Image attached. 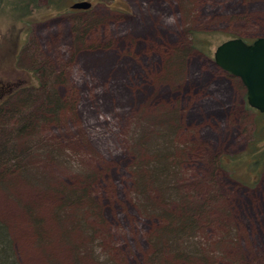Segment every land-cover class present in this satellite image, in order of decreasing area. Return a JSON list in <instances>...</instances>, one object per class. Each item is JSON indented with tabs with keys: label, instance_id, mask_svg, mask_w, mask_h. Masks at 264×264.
<instances>
[{
	"label": "rangeland",
	"instance_id": "1",
	"mask_svg": "<svg viewBox=\"0 0 264 264\" xmlns=\"http://www.w3.org/2000/svg\"><path fill=\"white\" fill-rule=\"evenodd\" d=\"M81 1L90 2V10L72 12L70 6ZM61 4L57 15L39 0L36 11L29 6L35 21L27 24L0 13V86L17 78L30 84L26 73L36 70L51 77L49 88L65 104L56 120L37 123L42 89H28L24 93L33 100L21 114L0 115V154L11 150L15 157L10 167L7 161L2 167L10 173L0 180V218L10 226L20 264H95L94 256L103 250L117 264H166L174 241L165 240L156 260L152 257V238L165 227L163 217L202 204H209V217L197 222L188 242L197 243L208 261L178 264H264V164L255 172L252 159L242 161L264 120L246 109L239 79L213 60L227 40L264 37V0ZM79 22L87 35L76 46L72 30ZM192 31L215 35L209 56L192 48ZM171 61L175 69L169 68ZM27 116L38 125L18 134ZM161 125L173 131L162 144ZM161 152L174 167L163 191L176 194L179 203H166L164 192L149 180L144 197H137L138 173ZM231 158L238 162L233 178L218 165L229 166ZM87 175L103 208L101 222L85 217L97 234L76 229L63 237L51 197L29 221L24 207L44 196L42 187H83ZM143 202L154 205L150 213ZM41 215L49 233L43 242L32 223H40ZM221 245L228 251L225 258L215 256Z\"/></svg>",
	"mask_w": 264,
	"mask_h": 264
},
{
	"label": "trees",
	"instance_id": "2",
	"mask_svg": "<svg viewBox=\"0 0 264 264\" xmlns=\"http://www.w3.org/2000/svg\"><path fill=\"white\" fill-rule=\"evenodd\" d=\"M39 0H0V13L6 12L8 17H10L13 20H18L24 22V20L27 23H32L35 21L32 18V13L30 12V7L34 8V11L37 9V3ZM47 7L51 8L54 13L57 15L60 12V7L62 6L61 0H46ZM4 9V10H3ZM71 9V8H70ZM49 10V9H48ZM51 12V11H49ZM72 12H78V11H72ZM87 12V11H86ZM34 14V13H33ZM52 14V13H51ZM27 19V20H26ZM32 21V22H31ZM75 25L73 28V35L75 37V44L78 46L80 44V36L87 35V31L84 28V24L79 22ZM191 40H192V48L202 52L203 54H206L207 56L210 55L211 51V40L215 38L214 34H207V33H201V32H190ZM247 43H251L252 41H245ZM213 46V45H212ZM169 68L175 69V65L173 61L168 63ZM177 67V66H176ZM31 76L32 82L30 84H24L21 78H17L16 80H10L8 81V84L1 85L0 86V115H5L7 113H10V115H18L22 113V109H25L28 107L29 103L32 102L33 97L32 94L24 93L25 90L28 89H34L39 88L42 89L43 94V102L40 106L41 113H38V121L37 123H50L53 120H56L60 112L64 109L65 104L62 102L60 97H58V92L51 90L49 87V84L51 85V77L47 76V74H43L42 76H38V72L31 71L30 73H26ZM34 74V78H33ZM228 74V73H227ZM58 79H55V82L53 84H56L58 82ZM48 81L49 84H48ZM23 95V96H22ZM22 96V97H21ZM13 101L12 103H10ZM22 108V109H21ZM246 109L248 111H251L252 109L249 108L246 105ZM40 114V116H39ZM23 118L21 121V126L18 130V134H26L30 132V130L33 128V126L37 123H34L32 119ZM168 126V125H167ZM161 125V133L159 132L158 140H160V143L162 144L163 140L166 139L167 135L171 136V133H173L172 128H166ZM256 143L251 144L249 149L247 150L245 157L242 161H247L248 159H252L251 161V167L254 169L255 172H257L260 165L264 164V128H262V131H260V134L257 136V139L255 140ZM150 140L146 141L145 143L148 144ZM165 143V142H163ZM149 145V144H148ZM159 147V145L157 146ZM154 149L157 148H152ZM11 151V150H10ZM10 151L2 152L0 154V180L3 179V172L10 171H4L2 167L5 165V161H7V165L9 162H13L15 160L14 156H11ZM13 152V151H11ZM7 155V157H6ZM176 157H172L171 162L175 161ZM167 161H169L167 159ZM232 162H229V166L225 164L224 162H218L219 167L224 171H230V176L233 178V175H231L232 167L237 165L238 162L234 158H231ZM235 162V163H234ZM241 164V163H240ZM13 165V164H12ZM142 165V164H141ZM18 166L15 168L17 171H19V165H13L12 167ZM140 166V165H139ZM143 169H145L143 172H139L137 176H139L138 183H137V192H139L140 198H143L148 190L147 180H149L153 186L157 187L160 191H163V188H167L165 184L163 183V180L167 179L169 175H171V171L174 168L172 165H166V157L164 156V153H160L156 155L155 159H151L146 165L143 164ZM147 166V167H145ZM141 167V166H140ZM141 171V169H139ZM13 172V171H12ZM93 177L85 176V182L87 185L81 187V185H72V186H64V187H57L53 189L52 191L46 187H40L42 189V193L44 196L40 198V200H37L36 202H32L31 204L25 205L24 210L25 214L29 218V221L32 220V214L34 212H42V210L45 209L47 206V202H44V200L48 199L49 197L52 198V200H55V203L52 207H50L52 212V217L55 220L58 230L60 231V234L64 237L67 235V237L70 235V233L73 232V230H81L82 232H92L94 235L97 234V231H95V228L89 227L86 223L87 220H85V217H88L92 220L98 219L100 222L102 219V213L103 208L99 206L98 199H95V194L93 193V184L91 182ZM234 180V179H233ZM237 180V179H236ZM1 182V181H0ZM166 191V190H165ZM164 192V191H163ZM174 193V192H173ZM164 203L170 202H178L179 203V197L176 196V194L169 195L168 193L164 192ZM162 201V200H161ZM162 203V202H161ZM181 205V204H180ZM209 204H202L197 205L195 207H181L180 210L177 213L168 214L166 213L163 217L166 219L165 227L162 229L159 234L157 233V237L154 236L152 238L153 241V252L155 254L152 256L153 259L156 260V256L159 252V249L162 245V243L166 241L171 242L174 241L176 248L170 250V255H172V260L166 261V264H178V263H189V261H192V259L199 260L202 263H205L208 261V255L204 253V250H201V247L198 246L197 243L195 245L189 243L190 237L193 235L194 231L196 230L198 224L197 222L200 219L208 218L209 217ZM47 208V207H46ZM154 208V205H149L147 203L143 202V209L146 212H151V209ZM157 208V207H156ZM69 210L74 211V216L69 214ZM42 214V213H41ZM36 218H40L41 222L37 223L32 221V223L35 225L36 230V236L38 238L39 242L45 241V237L49 236V233L45 228H42V225L45 224L44 216H39ZM101 219V220H100ZM65 224L67 227H65ZM95 231V233H94ZM225 239V238H223ZM225 245V242L224 244ZM223 245L218 246L217 249L215 248V256H222L225 258L227 256V250L223 247ZM74 247V246H73ZM76 248V247H75ZM95 248V247H93ZM102 250V248L99 246L98 248ZM219 253V254H218ZM169 254V253H168ZM169 255V256H170ZM114 256L110 255L108 251H102V253H96V256H94L93 261L95 264H117L115 263L116 260L113 258ZM229 259V258H227ZM158 260V259H157ZM52 261V259H51ZM81 261V262H79ZM75 261L76 264H85L82 260ZM52 263H55V260L52 261ZM0 264H20V261L17 256L16 252V242L12 236L10 226L0 218Z\"/></svg>",
	"mask_w": 264,
	"mask_h": 264
},
{
	"label": "water",
	"instance_id": "3",
	"mask_svg": "<svg viewBox=\"0 0 264 264\" xmlns=\"http://www.w3.org/2000/svg\"><path fill=\"white\" fill-rule=\"evenodd\" d=\"M88 1L74 2V11H88ZM215 65L239 79L246 89L250 108L264 113V37L247 44L242 39H231L220 44L213 54Z\"/></svg>",
	"mask_w": 264,
	"mask_h": 264
},
{
	"label": "flooded vegetation",
	"instance_id": "4",
	"mask_svg": "<svg viewBox=\"0 0 264 264\" xmlns=\"http://www.w3.org/2000/svg\"><path fill=\"white\" fill-rule=\"evenodd\" d=\"M253 41H254V40H253ZM253 41H252V42H253ZM252 42H251V43H252ZM246 43H247V42H246ZM247 44H250V43H247ZM226 73H227V72H226ZM228 74H229V73H228ZM229 75H230V74H229ZM245 90H246V89H245ZM246 105L248 106L247 101H246ZM248 107H249V106H248ZM249 108H250V107H249ZM251 109H252V108H251ZM252 110H253L254 112L256 111L258 114H260V115L262 116L263 120H264V113H260V112H258L257 110H254V109H252ZM263 126H264V125H263ZM263 126H262V127H263ZM263 128H264V127H263Z\"/></svg>",
	"mask_w": 264,
	"mask_h": 264
}]
</instances>
